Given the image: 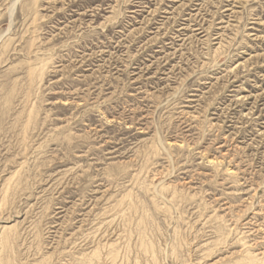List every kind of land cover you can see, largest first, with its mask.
<instances>
[{
    "label": "rangeland",
    "instance_id": "374dc122",
    "mask_svg": "<svg viewBox=\"0 0 264 264\" xmlns=\"http://www.w3.org/2000/svg\"><path fill=\"white\" fill-rule=\"evenodd\" d=\"M0 37V264H264V0H0Z\"/></svg>",
    "mask_w": 264,
    "mask_h": 264
},
{
    "label": "bare ground",
    "instance_id": "6f19581e",
    "mask_svg": "<svg viewBox=\"0 0 264 264\" xmlns=\"http://www.w3.org/2000/svg\"><path fill=\"white\" fill-rule=\"evenodd\" d=\"M18 1H16V2H14L13 4H12V6H11V10L12 11H14V8H15V5H16V3H17ZM13 13V12H12ZM28 13V12H27ZM57 13V12H56ZM10 14V13H9ZM230 18V17H229ZM231 20V19H230ZM190 21V20H189ZM192 21V20H191ZM210 21V20H209ZM10 22V21H9ZM26 25V24H25ZM215 27V26H214ZM190 29V28H189ZM186 30V29H185ZM8 32V31H7ZM193 32V31H192ZM222 32V31H221ZM208 34V33H207ZM3 36V35H2ZM194 36V35H193ZM198 36V35H197ZM1 38V37H0ZM203 39V38H202ZM216 39V38H215ZM157 43V42H156ZM168 45V44H167ZM181 50V49H180ZM160 51V50H159ZM171 55V54H170ZM104 56V55H103ZM154 57V56H153ZM166 57V56H165ZM29 59V58H28ZM91 59V58H90ZM54 61V60H53ZM76 63V62H75ZM120 63V62H119ZM85 106V105H84ZM220 107V106H219ZM222 115V114H221ZM242 115V114H241ZM224 118V117H223ZM245 118V117H244ZM232 120V119H231ZM232 126V125H231ZM258 128V127H257ZM236 134V133H235ZM226 139V138H225ZM258 146V145H257ZM223 148V147H222ZM201 153V152H200ZM224 156H226V155H224ZM225 160V159H224ZM212 161V160H211ZM227 162V161H226ZM215 163V162H214ZM229 163V162H228ZM235 174V173H234ZM169 196V195H168ZM29 200V199H28ZM37 209V208H36ZM107 222V221H106ZM105 224V223H104ZM241 226V225H240ZM5 236V235H4ZM3 236V237H4ZM2 237V238H3ZM7 237V236H6ZM1 238V239H2ZM8 238V237H7ZM6 238V239H7ZM5 240V239H4ZM3 241V240H2ZM10 241V239H8V242ZM8 242H6V240H5V243H8ZM3 243V242H2ZM5 243H4V245H5ZM10 243V242H9ZM3 246V245H2ZM93 247V246H92ZM104 256V255H103Z\"/></svg>",
    "mask_w": 264,
    "mask_h": 264
}]
</instances>
